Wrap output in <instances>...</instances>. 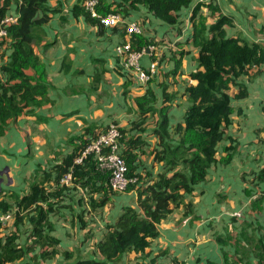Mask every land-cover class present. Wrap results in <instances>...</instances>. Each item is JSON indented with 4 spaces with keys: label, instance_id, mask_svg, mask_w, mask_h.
Listing matches in <instances>:
<instances>
[{
    "label": "trees",
    "instance_id": "16d2710c",
    "mask_svg": "<svg viewBox=\"0 0 264 264\" xmlns=\"http://www.w3.org/2000/svg\"><path fill=\"white\" fill-rule=\"evenodd\" d=\"M50 1L0 0V26L13 13V9L19 15L18 24L8 29L9 38L0 54V137L8 134L11 125L20 118L36 117V111L48 103L50 85L46 82L47 73L35 48L43 42L44 30L52 15L61 11L50 8ZM190 2L191 0H121L116 11L129 14L130 11L145 6L160 20L175 25L178 18L176 14L188 7ZM201 8V5H197L192 12V44L199 49V54L196 58L198 69L192 72L191 78L197 80L198 84L189 85L183 93L190 104L183 122H171V113L180 93L170 92L168 87H164L160 106H157L158 98L153 89H147L143 96H136L133 101L140 122L132 123V131L121 128L124 135L122 142L127 144L122 156L128 166V177L138 178L137 183L127 189L128 192L135 191L137 208L123 207L114 223L105 224L106 233L97 243L94 253L102 259L76 257L73 252H63L60 250L59 240L51 234L54 230L52 216L57 213L53 205L63 202L69 190L61 181L72 174V188L90 187L97 169L95 158L90 156L82 164H77L76 160L100 132L109 127H100L101 131L96 132L97 128L92 126L96 124L89 125L85 118L80 117L87 127L81 136L68 141L72 145V152L61 160H54L46 168L38 165L26 179L28 193L18 194L11 190L1 192L0 196L5 199L0 201V213L12 212L11 208L15 207L16 225L27 223L32 230L28 242L19 246L16 242L17 233L4 235L6 228L0 226V264H41L61 257V264H111L125 254H145L159 236L158 226L174 212L181 210L183 218L194 216V199L198 196L194 194L195 188L208 181L210 169L217 162L220 145L229 138L228 129L233 123L232 115L235 111L231 103L232 96L238 100L248 97L246 84L239 80L244 76L252 79L264 64V45L250 43L240 34L227 37L226 27L233 25V19L220 14L217 23L209 26L208 18L202 15ZM112 10L111 6H103V3L99 9L103 15ZM206 10L216 14L220 9L207 4ZM73 12L75 17H84L89 26L98 28L99 34L104 33L105 28L99 20L92 18L85 10L83 0H77ZM122 36L126 37L125 33ZM132 42L133 49L138 51L152 44L151 40L143 36H135ZM51 45L47 43L45 48ZM69 51L76 54V50ZM93 60L102 66V71L95 69L92 85L88 89L89 95L98 93L107 73L104 60ZM71 65L72 60L68 55L62 69L68 72ZM180 69L179 61L175 76L180 75ZM254 69L257 71L253 72ZM129 78L132 80L130 76ZM76 114L73 112L72 117ZM149 118L154 127L148 130L145 126ZM37 121L40 122L38 118ZM132 132L134 134L128 136ZM149 139L155 140V144L148 142ZM234 143L235 141L232 145ZM145 148L149 149L148 154L153 157L151 169L162 167L161 173L143 175L138 172L140 163H144L139 160V156L147 153L144 152ZM229 161L230 158H225L221 163L226 166ZM258 180L264 181V171L257 175ZM100 181L102 186L91 191L93 194H100V199H89L92 211L97 216L106 207L114 205L112 210L115 208L111 188L105 180ZM250 194L248 191L246 195L250 197ZM188 197L192 199L189 200ZM224 199L219 197L220 201ZM263 204L264 192L252 201V206L261 211ZM86 214V210L81 213L84 217ZM80 221V229L87 230L85 241L88 242L95 234L91 229L88 230L89 222L85 219ZM260 231L259 228L250 235L242 229L241 238L237 237V240L230 235L217 236L225 264H252V258L257 260V264H264V229L262 233ZM227 246L234 248V255L223 250ZM168 252L169 250H165L160 253ZM175 263L184 264L182 261ZM205 264L218 263L207 260Z\"/></svg>",
    "mask_w": 264,
    "mask_h": 264
},
{
    "label": "crops",
    "instance_id": "0c3cea01",
    "mask_svg": "<svg viewBox=\"0 0 264 264\" xmlns=\"http://www.w3.org/2000/svg\"><path fill=\"white\" fill-rule=\"evenodd\" d=\"M102 1L101 5L103 3V6H111V9H114L113 2H121V0ZM207 4L217 6L220 10L213 14L212 11L206 10ZM197 5L202 6L201 13L208 18L209 26L217 23L220 14L233 19V25L226 27L227 37L240 34L250 43L264 45V0H191L188 7L182 8L176 14L178 18L175 25H169L160 20L145 6H140L137 10L130 11L129 14L124 13L128 20L144 25V38L151 40L152 43H159L157 45L162 52L160 64L162 67L159 66L157 78H160V70L170 73L167 83H173L174 88L172 87L173 90L168 88L169 91L180 93L185 101L172 111V124L175 120L183 122L185 111L190 105L183 96L186 87L198 84L197 80L191 78L192 72L198 69L196 58L199 49L192 44V12ZM48 6L61 10L60 13L52 15L51 21L45 27L43 42L35 48L47 73L46 82L50 85L48 103L36 111V117L20 118L11 125L8 134L0 137V160L4 158V161L0 163L10 162L5 159V156L20 154L25 158L24 161L22 158V165H13L11 169L6 167L2 170L0 168V175L5 170H9L5 178L2 179L0 176V189L3 190L1 192L17 190L16 184L26 183V179L34 173L38 165L46 168L49 163L53 164L54 160H61L72 152L71 145V151L66 152L65 156L63 154L55 156L53 153L57 151L62 138L72 131L84 133L87 125L80 117L85 118L89 125L93 122L100 123L99 118L110 112V104L107 102L112 98L111 94H114V90H116L115 95L119 103V100L125 102L129 91L133 94L139 92L136 96H143L148 89L136 80H131L120 65L116 47L126 41V37L122 36L123 32L105 28L104 33L99 34L98 28L89 26L84 17L74 16L73 11L77 6V0H51ZM13 13L16 14L14 9ZM188 21H190V26L187 29ZM47 43H51V47L45 48ZM71 49L76 50V54L69 51ZM68 55L72 60V65L66 72L62 67ZM96 58L105 61L104 68L107 73L100 84L98 93L89 95L88 89L92 85L95 69L102 71V66L93 60ZM176 60L181 62V69L180 75L175 76ZM151 61L150 56H143L141 59L143 68H148ZM256 71L253 70V72ZM78 72L82 73L78 74ZM239 81L246 84L248 97L238 100L232 96L231 103L235 111L232 115L233 123L228 129L229 138L220 145L217 162L210 169L208 181L195 188L194 194L198 196L194 199V216L198 218L195 219L194 216L183 218L181 210L174 212L158 226L159 236L145 254L135 252L125 254L111 264H176L175 261H182L184 264H205L207 260L225 264L222 246L219 245L217 236H228L226 224L229 225L235 213L245 211L248 216L249 211H254L252 201L258 192L257 187L260 188L261 193L264 192V181H257V175L264 171V64L252 79L244 76ZM176 101L174 107L178 105ZM134 108L137 114L136 106ZM103 110H105L104 113ZM73 112L77 114L72 117ZM37 118L41 123L37 121ZM135 121L137 120L133 119L132 123ZM132 123L129 128L133 127ZM92 126L97 128L96 132L101 131L97 124ZM233 141L235 143L232 145ZM152 143L154 145L155 140ZM126 148L127 144L122 142V154ZM148 150V148L144 149L147 155H140L139 160L144 162L149 157L152 164L153 157L149 156ZM137 152L139 153V150ZM225 158H230V161L223 166L221 161ZM25 164L27 166L24 169H28V173L24 172ZM149 171L157 175L162 172V167L150 168ZM5 182L11 185V188L5 189L6 191L3 189ZM100 185L102 186V182L99 180L97 186ZM24 187L26 192L17 193H28L29 187L27 185ZM248 191H253L250 193L254 197H248L246 195ZM130 196H132V203L137 207L135 191H131ZM219 197L225 198L224 201H220ZM3 199L5 198L0 196V201ZM188 199L192 198L188 197ZM259 211L261 209H255V212ZM110 213L113 215V211ZM260 213L262 217L264 207ZM256 218L259 219V215ZM256 218L253 219L256 220ZM113 222L104 221L101 227L98 226L99 232H93L96 239L93 238L87 242L90 243L88 244L89 255L81 252L80 255L75 256L94 257L101 260L102 258L94 254L96 245L106 233L105 224ZM247 223L253 226L252 220H248ZM261 225L260 232L262 233L264 224ZM242 229L248 231L250 235L253 233L252 228L246 224L238 230L234 240H237V237L241 238ZM165 250L169 252L160 253ZM223 250L234 255V248L231 246L224 247ZM41 264H46V262H41ZM252 264H257L255 258H252Z\"/></svg>",
    "mask_w": 264,
    "mask_h": 264
},
{
    "label": "rangeland",
    "instance_id": "374dc122",
    "mask_svg": "<svg viewBox=\"0 0 264 264\" xmlns=\"http://www.w3.org/2000/svg\"><path fill=\"white\" fill-rule=\"evenodd\" d=\"M114 3V9L112 11H116L117 9V5L119 3H117L116 1L113 2ZM144 26V25H143ZM147 33H150V31H147ZM154 42V41H153ZM155 43V42H154ZM159 44V43H156ZM1 58V56H0ZM178 60H176L177 62ZM162 66H160L161 68ZM160 78H154V80L149 83L147 85V88H151L153 89L156 94H157V106L161 105V97H162V90L164 87H168L170 90L173 87L174 88V84L173 83H167V79L170 76V73L168 72H164L162 70H160ZM172 88V90H173ZM139 88H137V91ZM129 91V90H128ZM130 93H128V96L125 97V102H122L121 100H119L118 103V99L117 96L115 95L116 90H114V94H111V99L108 100V104H110V112L107 113V115H104L102 118H99L100 123H96L93 122L92 124H97L98 126H102V127H106V126H110L112 124L118 125L119 127L126 129V130H131L132 128H129V126H131L130 124L132 123V120H140L139 119V115L136 114L135 111V103H134V98L136 97V94H138L139 92H136L135 94H133V92L129 91ZM105 97V95H103ZM113 99V100H112ZM129 100V101H128ZM176 103L178 104L176 107H173V110H175V108H178V106L180 104H184L185 101L183 99L182 96H180ZM180 107V106H179ZM105 110H103L104 113ZM116 116L120 115V116ZM135 121V122H137ZM181 121L175 120V123L173 124H177L180 123ZM102 124V125H101ZM124 124V125H123ZM128 126V127H125ZM148 130L152 129L154 127V124L152 122V119L149 118L147 125L145 126ZM74 129V127H72ZM80 131V130H79ZM79 132H74L72 131V133H69L66 137H63L62 140L60 141V144L58 145V149L57 151L53 152L55 153V156H58V154L65 156L66 152H70L71 151V145L68 143V141L70 140L71 136L76 137V136H81V131ZM77 134V135H76ZM134 133L132 132L131 134L128 133V136L133 135ZM148 142H153V139H149ZM76 144H79L78 141H76ZM147 154V153H146ZM22 158L24 161V157H22L20 154H16V156H5L6 160H9V163H0V168L3 170L4 168L8 167V169H11L12 166L14 165H22ZM4 159V158H3ZM0 160V162H3L4 160ZM148 160H145L144 163H140L141 165H139V169L138 172L142 173L143 175L145 174H149L150 172L148 170H150L151 168V160L148 157ZM27 161V160H26ZM50 163L46 166H49ZM25 166H27L26 164L24 165L23 169L26 168ZM153 166V165H152ZM19 168V167H18ZM25 173H28V169H24ZM9 173V170H5L4 173H1V178H5V174ZM105 180L107 182V184L109 185L110 182V176L106 175L104 172H101L100 170L96 169V174L93 176V180L90 184V187L88 189H82V188H72L70 186L69 190L67 191L66 194V198L65 200L62 202H56L55 205H53V207L55 208V210H57L56 215L52 216V221L54 222V230H52L51 234L56 237L59 242H60V250L61 251H67V252H73L74 255H77L81 252L85 253V255H89L90 254V250H89V246L85 241V235L87 233L86 231H83L82 229H80V224H81V219H85L87 222H89L90 224V229L93 232H99L98 230V226L101 227L104 221L109 220L110 222L112 221H116L115 219H117L120 214L122 213V209L123 207H133V208H137L136 205H134L132 203V196H130V190L129 192H124V193H114L111 191L113 197L115 198V208L112 210L113 206H111L110 208L106 207L102 213L100 215H95V212L92 211V206H91V202H89V199L91 201L92 198H94V200H98L100 199L101 195L100 194H93L91 191L95 190L97 188V184L99 180ZM24 185H27V183H23ZM23 184H16L17 190H15L16 192H21L24 193L26 192V188L24 187ZM8 187L11 188V185L9 186L7 184V182H5V186L3 187L4 191H6L5 189H8ZM110 187V186H109ZM256 190H258V192H256V198H259L263 193L260 192V188H256ZM3 191L0 189V192ZM253 192V191H250ZM255 192V191H254ZM250 197H254L253 194H250ZM253 199V200H255ZM114 204V203H113ZM12 213L14 214V219L11 221V223L8 225V227L6 228V230H4V235H11L13 233H17L16 235H18L16 242L19 246H24L27 242H28V238L29 235L31 234V230L32 227L31 225L27 224V223H23L21 225H16V208L12 207ZM257 209V208H255ZM251 210L248 212V216H246L245 211L240 212L242 214V216L240 218H235V217H231V220L229 222V225L226 224V233H228V235L235 237V235L238 234V230H240L243 226H245L246 224H248L249 228H252V232L257 230L258 228H260L262 225L264 224V214H262L263 216L261 217V211L259 212H255ZM83 210L88 211V214H86L84 216L81 215V213L83 212ZM113 211V215H111L110 212ZM234 214V213H233ZM259 215V219L256 218ZM251 217V219L249 218ZM261 217V218H260ZM253 218H256V220H254ZM252 220L253 221V226H250L248 222V220ZM113 222V223H114ZM92 223H94L92 225ZM237 223H240L239 225ZM255 223V224H254ZM235 224V225H233ZM242 224V225H241ZM88 227V230H89ZM236 231V232H235ZM94 234V233H93ZM15 235V236H16ZM96 239V238H94ZM28 262V261H26ZM63 262V258H59L56 259L54 261H48L46 262V264H61ZM34 264H37L34 263Z\"/></svg>",
    "mask_w": 264,
    "mask_h": 264
},
{
    "label": "built area",
    "instance_id": "2783aa9c",
    "mask_svg": "<svg viewBox=\"0 0 264 264\" xmlns=\"http://www.w3.org/2000/svg\"><path fill=\"white\" fill-rule=\"evenodd\" d=\"M101 2L102 0H83V6L88 14L92 18L98 19L104 28L116 29L125 33L126 41L116 47L117 58L123 71L132 80H136L143 87L147 86L158 75L162 60V52H160L159 46L152 43L142 50H134L132 40L135 36L144 35V27L137 21L128 20L123 13L117 11L105 15L101 14L99 11ZM18 21L19 15L12 13L2 22L0 26V54L9 38V27L17 25ZM189 26L190 21L187 22L186 28L188 29ZM145 55L152 58L148 68H143L141 63V59ZM122 139H124V135L121 127L112 124L101 132L82 153V156L76 160L77 164H82L90 156L94 157L97 169L110 175L109 185L114 193H124L138 181L137 177H128V166L121 152ZM61 184L71 186L72 174L65 177ZM241 216L240 212L234 214V217L237 218ZM13 219L14 214L12 212L1 213L0 226L7 228Z\"/></svg>",
    "mask_w": 264,
    "mask_h": 264
},
{
    "label": "clouds",
    "instance_id": "9594fccd",
    "mask_svg": "<svg viewBox=\"0 0 264 264\" xmlns=\"http://www.w3.org/2000/svg\"><path fill=\"white\" fill-rule=\"evenodd\" d=\"M110 186V185H109ZM111 188V187H110Z\"/></svg>",
    "mask_w": 264,
    "mask_h": 264
}]
</instances>
